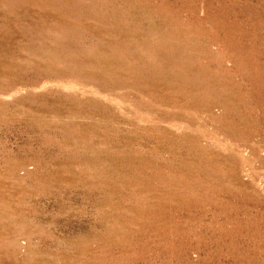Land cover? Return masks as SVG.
<instances>
[{"label": "rangeland", "instance_id": "374dc122", "mask_svg": "<svg viewBox=\"0 0 264 264\" xmlns=\"http://www.w3.org/2000/svg\"><path fill=\"white\" fill-rule=\"evenodd\" d=\"M0 264H264V0H0Z\"/></svg>", "mask_w": 264, "mask_h": 264}]
</instances>
